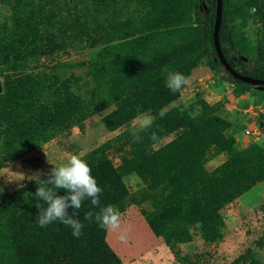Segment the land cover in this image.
<instances>
[{
  "label": "trees",
  "instance_id": "obj_1",
  "mask_svg": "<svg viewBox=\"0 0 264 264\" xmlns=\"http://www.w3.org/2000/svg\"><path fill=\"white\" fill-rule=\"evenodd\" d=\"M216 5L217 0H0V169L69 136L73 128L82 131L103 111L109 110L101 118L105 129L120 131L82 156L102 189L99 207L86 199L78 210L82 235L73 237L59 221L41 228L35 220L46 205L34 195L36 184L26 182L0 206V264H121L108 244V229L94 218L109 204L122 215L149 204L152 210L140 214L152 235L171 249L191 243L193 230L206 245L223 239L227 206L264 181V132L261 144L239 147L236 133L245 125L230 123L221 115L224 103L210 104L201 95L187 109L163 113L181 101L185 89L171 92L164 83L166 70L189 78L206 64L212 72H224L235 85L234 97L253 88L235 80L217 58ZM263 23L264 0H222L223 56L241 75L261 80ZM259 24L261 29L254 27ZM84 50H89L86 60L58 58ZM138 109L156 119L135 142L136 132L128 130ZM210 153L226 157L212 171ZM132 175L143 186L138 194L125 183ZM88 211L94 214L91 221L84 219ZM254 244L264 248V234ZM230 264L264 261L249 248Z\"/></svg>",
  "mask_w": 264,
  "mask_h": 264
},
{
  "label": "rangeland",
  "instance_id": "obj_2",
  "mask_svg": "<svg viewBox=\"0 0 264 264\" xmlns=\"http://www.w3.org/2000/svg\"><path fill=\"white\" fill-rule=\"evenodd\" d=\"M254 27L261 29L260 24ZM248 34L254 38L255 32L252 27L248 28ZM88 53L89 50L78 53L71 51L70 55L58 58L64 61L86 60ZM42 62L44 61L41 60ZM188 81L182 91L181 101L165 108L163 113L175 107L187 109L197 95H201L210 104L224 103L221 115L230 123L245 125L242 131L236 133L239 147H245L253 142L261 144L264 118L260 119L259 116L264 115V89L253 87L244 96L236 98L232 93L235 85L227 79L224 72L220 69L212 72L206 64L194 69ZM2 83L3 79L0 77L1 88ZM108 112L109 110L103 111L91 117L85 122L82 131L73 128L69 136H59L49 143L42 144L37 150L4 164L0 169V206L16 189L29 182L24 176L36 170L49 172L52 166L64 162L67 154H79L82 157L105 141L114 139L120 131L110 133L101 122V118ZM128 131L132 134L136 132L134 123ZM171 139L172 137L164 138L157 147L163 146ZM225 160V155L214 156L210 153L208 171L214 170ZM114 162L118 164V160ZM209 182L208 177L199 184L198 190L206 188ZM125 183L131 194H138L143 187L139 179L133 175L127 177ZM140 210L150 212L152 209L147 203L141 207L133 206L122 215L118 229L107 230L108 244L120 258L121 264H180L181 258H187L186 264H230L249 248L256 252L260 261H264V248L258 249L254 244L264 234V181L227 206L223 212L226 223L223 239L213 245H206L199 233L193 230L194 238L191 243L178 244L173 249L168 248L161 239L152 235Z\"/></svg>",
  "mask_w": 264,
  "mask_h": 264
},
{
  "label": "clouds",
  "instance_id": "obj_3",
  "mask_svg": "<svg viewBox=\"0 0 264 264\" xmlns=\"http://www.w3.org/2000/svg\"><path fill=\"white\" fill-rule=\"evenodd\" d=\"M164 83L171 92L176 93L181 91L189 81L178 71L166 70ZM155 119L156 117L150 112H139L138 109V115L134 118L136 134L133 139L135 142L141 139L139 132L151 128ZM151 138L158 139L155 132L152 133ZM45 176L46 179L42 178ZM24 177L36 184L34 195L46 205L38 211L35 222L43 228L59 221L72 229L73 237L79 238L82 235L83 224L78 218V210L86 199L90 200L93 206L99 207L102 192L96 179L91 175L89 164L79 154L69 153L64 162L55 167L52 166L49 172L36 170ZM60 190H63L65 194L59 195ZM69 209L72 211L69 212ZM93 215V212L88 211L84 214V219L91 221ZM121 217L120 210L109 204L100 207L94 218L101 227L116 230L121 225Z\"/></svg>",
  "mask_w": 264,
  "mask_h": 264
},
{
  "label": "water",
  "instance_id": "obj_4",
  "mask_svg": "<svg viewBox=\"0 0 264 264\" xmlns=\"http://www.w3.org/2000/svg\"><path fill=\"white\" fill-rule=\"evenodd\" d=\"M221 12H222V0H217L216 5V14H215V21H214V27H213V44L215 48V53L217 55V58L223 68L226 72H228L235 80L249 84L253 87L257 86H264V80L256 79L250 76H243L234 69L231 68V66L227 63L226 59L223 56L221 46L219 43V28L221 24ZM1 87H0V93H1Z\"/></svg>",
  "mask_w": 264,
  "mask_h": 264
},
{
  "label": "built area",
  "instance_id": "obj_5",
  "mask_svg": "<svg viewBox=\"0 0 264 264\" xmlns=\"http://www.w3.org/2000/svg\"><path fill=\"white\" fill-rule=\"evenodd\" d=\"M247 133H249L247 130H246Z\"/></svg>",
  "mask_w": 264,
  "mask_h": 264
}]
</instances>
